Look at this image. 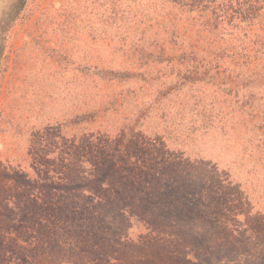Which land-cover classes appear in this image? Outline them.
Segmentation results:
<instances>
[{
  "label": "rangeland",
  "instance_id": "374dc122",
  "mask_svg": "<svg viewBox=\"0 0 264 264\" xmlns=\"http://www.w3.org/2000/svg\"><path fill=\"white\" fill-rule=\"evenodd\" d=\"M23 1L0 264H264V0Z\"/></svg>",
  "mask_w": 264,
  "mask_h": 264
},
{
  "label": "trees",
  "instance_id": "16d2710c",
  "mask_svg": "<svg viewBox=\"0 0 264 264\" xmlns=\"http://www.w3.org/2000/svg\"><path fill=\"white\" fill-rule=\"evenodd\" d=\"M24 3H25V0L23 1V4H20L19 5V7H18V9H20V8H22L23 6H24ZM210 3H212V0H210ZM222 3V5H223V7L224 8H227V9H231L232 7H234V5L233 4H235V3H231V2H227L226 1V4H225V2L223 3V2H221ZM229 4V5H228ZM256 4V3H255ZM255 4H253L254 5V7L253 6H249L247 3L246 4H244V6H241V4H239V2H237L235 5V7L236 8H232V11H233V13L235 14V13H240L241 14V12H238V10L239 9H241V8H243V9H245L246 11H244V13H251L252 11L255 13L256 11H257V8L255 7ZM225 13H224V17H228V14L226 15V13H227V11H225V10H223ZM233 15V14H232ZM232 15H231V17H232ZM18 16V14H16L15 16H13L14 18H16ZM254 18H255V15L254 16H252V19L254 20ZM230 20V19H229ZM228 23H229V21H228Z\"/></svg>",
  "mask_w": 264,
  "mask_h": 264
}]
</instances>
